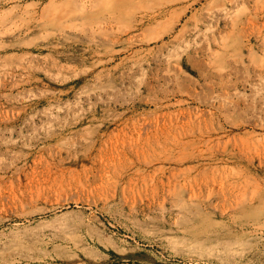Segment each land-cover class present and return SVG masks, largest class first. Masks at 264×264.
<instances>
[{
	"label": "rangeland",
	"instance_id": "374dc122",
	"mask_svg": "<svg viewBox=\"0 0 264 264\" xmlns=\"http://www.w3.org/2000/svg\"><path fill=\"white\" fill-rule=\"evenodd\" d=\"M262 30L264 0H0V264H264Z\"/></svg>",
	"mask_w": 264,
	"mask_h": 264
},
{
	"label": "crops",
	"instance_id": "0c3cea01",
	"mask_svg": "<svg viewBox=\"0 0 264 264\" xmlns=\"http://www.w3.org/2000/svg\"><path fill=\"white\" fill-rule=\"evenodd\" d=\"M262 31H264V30H262Z\"/></svg>",
	"mask_w": 264,
	"mask_h": 264
},
{
	"label": "bare ground",
	"instance_id": "6f19581e",
	"mask_svg": "<svg viewBox=\"0 0 264 264\" xmlns=\"http://www.w3.org/2000/svg\"><path fill=\"white\" fill-rule=\"evenodd\" d=\"M229 47V46H228Z\"/></svg>",
	"mask_w": 264,
	"mask_h": 264
}]
</instances>
